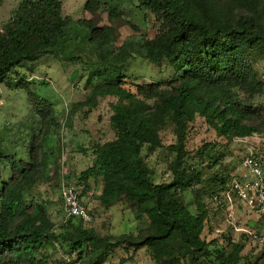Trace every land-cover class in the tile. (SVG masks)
Returning a JSON list of instances; mask_svg holds the SVG:
<instances>
[{
  "label": "trees",
  "instance_id": "1",
  "mask_svg": "<svg viewBox=\"0 0 264 264\" xmlns=\"http://www.w3.org/2000/svg\"><path fill=\"white\" fill-rule=\"evenodd\" d=\"M136 1L154 17V35L141 34L134 49L121 54L112 21L122 20L138 29L107 4L87 0L86 17L74 20L63 14L61 0H21L0 30V83L12 86V73L22 67L32 71L31 63L46 55L86 64L87 47L98 55L108 49L90 79L108 69L121 70L136 58L155 64L165 61L178 70L168 81L149 83L127 81L118 73L116 81L104 82L89 96L90 101L116 100L110 104L109 117L114 138L92 144L91 164L78 177L85 183L82 197L91 182L100 181V204L108 207L123 201L145 226L137 235H100L81 219L70 217L60 231L52 229L48 207L53 201L29 198L27 188L38 181L41 167L54 154L46 145L55 146L50 131L59 122L52 103L28 90L37 119L26 158L0 152V264H73L75 260L102 264L117 247L146 248L155 264H264V257L253 261L243 253L249 241L243 235L238 240L226 236V245L211 261L210 244L202 237L209 222L202 196L225 190L231 175L220 171L205 176L185 164V140L197 116L219 136L264 133V121L251 105L264 94V80L249 59L252 53L264 55V0ZM100 13H106L110 23L97 24ZM73 23L87 28L89 35L84 47L64 55L62 44ZM21 80L15 87H26ZM83 104L88 112L92 110L89 102ZM73 115L71 111L69 120ZM165 127H171L176 137L167 147L174 158L168 163L171 179L157 183L146 158L162 146L159 133ZM216 164L212 157L207 168ZM187 190L193 193L195 211L184 201ZM59 203L63 205L61 199ZM55 245L71 262L60 258L50 262L46 251L55 250Z\"/></svg>",
  "mask_w": 264,
  "mask_h": 264
},
{
  "label": "rangeland",
  "instance_id": "2",
  "mask_svg": "<svg viewBox=\"0 0 264 264\" xmlns=\"http://www.w3.org/2000/svg\"><path fill=\"white\" fill-rule=\"evenodd\" d=\"M21 0L0 1V30L3 24L12 16V10ZM87 0H61L63 14L71 16L74 20L86 17L84 5ZM114 8L124 20L135 25L138 31L132 30L122 20H114L112 24L116 28V44L121 54L132 51L141 34L152 37L154 35V17L144 9L137 7L136 0H98ZM97 18V19H96ZM144 19V22H143ZM97 24L110 23L106 13H100L95 17ZM129 26V27H128ZM89 32L84 26L71 24L66 30L68 38L62 44L63 54L74 52L78 47H84ZM66 39V38H65ZM83 63H70L57 59L51 55L41 57L32 62L33 70L25 67L18 68L16 74H11V85L0 83V152L15 154L16 158H26V149L32 134L37 113L30 102L29 91L39 97L49 100L54 108L59 127L52 128L50 135L55 146L47 143L46 148L53 150L54 154L46 166L41 167L38 181L27 188L29 198H47L53 201L48 211L54 231H60L64 217L62 204L59 203V189L63 181L73 180L81 175L92 160L91 147L93 143H104L114 138V131L110 125V104L116 100L112 97L92 99L89 96L93 89L106 81H116L117 74L124 75L125 80H133L139 83L168 81L177 76L178 70L169 66L165 61L155 64L146 59L136 58L129 60L121 70L108 69L103 75L95 78L91 76L106 55L108 49L99 54L94 48L87 47ZM77 51H75L76 53ZM249 59L255 65L259 75L264 80V55L252 53ZM24 79V80H21ZM22 81L24 87H15ZM93 105L89 112L83 103ZM254 111L264 121V94L257 96L252 102ZM74 111L69 120L68 115ZM263 137H264V133ZM162 146L156 148L146 158L147 168L151 171L152 179L157 182H167L171 179L168 163L174 158V154L168 150V146L176 142V137L171 127H165L159 133ZM249 143L242 142L237 136H219L203 118L196 119L189 124L188 135L185 140L187 155L186 166H194L202 171L205 176L211 172H225L230 175L237 171L241 160L248 153ZM254 153L259 154L264 165V140L255 146ZM146 150H143V154ZM215 157L217 164L207 168V161ZM207 190V189H206ZM205 190V191H206ZM101 182H91L90 189L83 195V202L93 215V220L87 227H91L100 235H121L132 233L137 235L145 223L138 221L134 212L123 202H116L105 207L99 202ZM203 193L209 208V222L204 227L202 237L209 242L211 261L215 258L220 248L226 245V236L238 240V234L226 220V208L218 206L212 199ZM191 211L195 206L191 202L193 193L187 190L183 195ZM235 212L240 225L247 224L254 227L256 223L264 225V216L257 219L256 215L244 211L238 202L235 203ZM141 222V223H140ZM49 249L46 254L52 259L61 257V251ZM243 253L252 256L253 261L258 257H264L259 246L249 240L246 242ZM39 257V256H38ZM86 260H85V263ZM102 264H155L151 254L146 248L133 250L132 248L117 247Z\"/></svg>",
  "mask_w": 264,
  "mask_h": 264
},
{
  "label": "built area",
  "instance_id": "3",
  "mask_svg": "<svg viewBox=\"0 0 264 264\" xmlns=\"http://www.w3.org/2000/svg\"><path fill=\"white\" fill-rule=\"evenodd\" d=\"M239 141L249 143L248 153L241 160L237 171L231 174L228 187L214 194L212 199L218 206L226 208V220L233 231L245 236L255 242L264 254V226L250 227L247 224L240 225L235 212V203L244 211L256 215L257 219L264 216V165L255 155V146L264 140L263 134L253 132L248 136L237 137ZM85 183L79 178L63 181L60 185L59 194L63 202L62 215L64 220L70 217L81 219L89 224L93 220V215L83 202L82 192ZM234 240V239H233ZM60 259L64 262H71V257L61 252ZM73 264H81L80 260H75Z\"/></svg>",
  "mask_w": 264,
  "mask_h": 264
},
{
  "label": "crops",
  "instance_id": "4",
  "mask_svg": "<svg viewBox=\"0 0 264 264\" xmlns=\"http://www.w3.org/2000/svg\"><path fill=\"white\" fill-rule=\"evenodd\" d=\"M0 104H2V103L0 102ZM101 188H102V184H101ZM100 193H101V192H100ZM263 226H264V225H259L258 223H256L254 227H259V228H261V227H263Z\"/></svg>",
  "mask_w": 264,
  "mask_h": 264
}]
</instances>
